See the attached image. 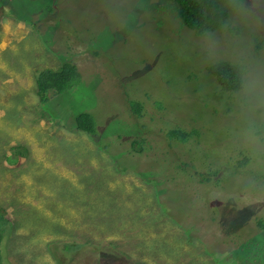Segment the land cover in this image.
Returning a JSON list of instances; mask_svg holds the SVG:
<instances>
[{
  "label": "rangeland",
  "instance_id": "374dc122",
  "mask_svg": "<svg viewBox=\"0 0 264 264\" xmlns=\"http://www.w3.org/2000/svg\"><path fill=\"white\" fill-rule=\"evenodd\" d=\"M3 1L0 205L12 219V264H264V156L240 142L232 93L207 69L228 60L226 34H196L166 0ZM251 39L264 54V30ZM65 59L85 86L43 108L36 73ZM133 99L143 103L139 118ZM75 110L94 115L101 138L75 128ZM172 128L198 134L179 143L166 136ZM144 138V149L132 144ZM17 146L23 161L8 166ZM244 155L252 161L235 169ZM110 240L121 250L90 248ZM57 241L86 248L65 262L53 254Z\"/></svg>",
  "mask_w": 264,
  "mask_h": 264
},
{
  "label": "trees",
  "instance_id": "16d2710c",
  "mask_svg": "<svg viewBox=\"0 0 264 264\" xmlns=\"http://www.w3.org/2000/svg\"><path fill=\"white\" fill-rule=\"evenodd\" d=\"M2 1L0 0V4L4 2ZM165 2L167 7L171 8L177 13L181 23L184 26L188 27L189 29L193 30L196 34H203L208 31L220 30L221 22L228 17V12L223 7L224 0H166ZM53 9L54 7L50 5L49 10L51 11ZM13 10L15 12L14 14L16 16H19V14L16 13L14 8ZM0 11L5 14L4 4L0 5ZM34 16H38V15L31 14V17L33 19ZM39 20L40 19L38 18L37 22ZM263 43L264 42L262 41L257 46H261V44ZM14 58H13L14 62H17L18 57H14ZM59 65L61 66L58 69L43 68V69H39L36 73L35 76L36 92L39 96V100L43 108L44 106L47 109L49 108L48 103L53 97L62 96L67 92H69L71 89L77 90L78 88H80V86H85L83 83L82 74L75 62L69 59H65L62 60V62ZM207 69L209 73H211L216 78L218 84L221 86L223 90L232 93V90L235 87V76H234V71L231 68L228 60L220 59L213 61L207 65ZM128 107L135 118H139L141 116L143 110V103L141 101L137 99L129 100ZM69 117H70V121L73 122L75 128L90 134L92 138H94L96 141L98 140V138H101L102 133L99 131V128L97 132L95 117L91 112L84 110H80V111L75 110L71 112V116ZM98 133H99V137H98ZM194 133L198 134V131L195 128L191 130L182 129V128H172L166 132V136L168 140H174V141H178L179 143H183L189 141L193 137ZM133 143L138 145L142 150L145 148V144H147V140L145 138L137 139L136 141L135 140L132 141V144ZM136 145H134V147ZM99 146L101 147V145ZM102 147L104 149H107L108 145H104ZM131 147L134 148L133 145H131ZM14 152H18L19 157L17 161L16 159H12L13 157L12 154ZM25 152L26 151L24 147H20V146L11 147L9 149V153L7 155L5 154L7 157L6 164L8 166L20 165L23 161L21 154ZM117 157H120V154H118ZM150 161H151L150 164L153 165L152 160ZM251 161H252L251 156L244 155L242 159L239 160L237 159V163H234L232 161V164H234L235 169L239 170L240 168L243 167L246 168ZM220 170L221 169H217L215 171V174L217 175L218 172H220ZM207 174L208 177H204L203 179H200L202 182L210 181V175L209 173ZM248 213L254 215V211L252 210V208L248 211ZM110 216L116 218L115 215L111 214ZM113 218H109V222L107 223L109 226H113L112 225L113 224L112 221H114ZM256 221L259 230L263 231L264 218L259 217L257 218ZM11 222L12 219L10 214L3 205H0V264H12V260H10L8 257L10 239H7V235H6V233L9 231ZM53 228H55L56 230V227ZM5 242L7 243V249ZM89 242L92 243V241ZM104 243L105 244L92 243L90 245V248L93 249V252H97V253L103 252V250H106L108 248L109 250H112V248L114 247L120 249L119 245L114 240H110ZM85 244L86 243H79L77 241H67V242L57 241L55 242L54 245L51 246L55 258L65 261L66 255H72V254L81 255L82 249L86 248ZM242 248L245 247L243 245H240V249ZM67 262L69 264H74L69 260Z\"/></svg>",
  "mask_w": 264,
  "mask_h": 264
},
{
  "label": "clouds",
  "instance_id": "9594fccd",
  "mask_svg": "<svg viewBox=\"0 0 264 264\" xmlns=\"http://www.w3.org/2000/svg\"><path fill=\"white\" fill-rule=\"evenodd\" d=\"M223 7L228 17L221 22V31L235 76L232 105L238 138L259 158L264 156V54H257L251 37L264 30V0H224ZM213 46L206 41L205 52Z\"/></svg>",
  "mask_w": 264,
  "mask_h": 264
}]
</instances>
